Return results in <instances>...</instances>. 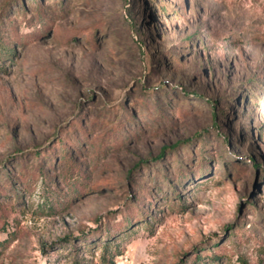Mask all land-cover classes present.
<instances>
[{"label":"rangeland","instance_id":"rangeland-1","mask_svg":"<svg viewBox=\"0 0 264 264\" xmlns=\"http://www.w3.org/2000/svg\"><path fill=\"white\" fill-rule=\"evenodd\" d=\"M0 264H264V0H0Z\"/></svg>","mask_w":264,"mask_h":264}]
</instances>
